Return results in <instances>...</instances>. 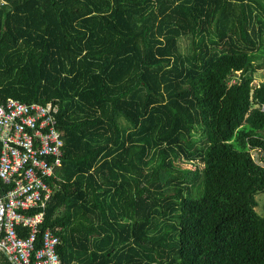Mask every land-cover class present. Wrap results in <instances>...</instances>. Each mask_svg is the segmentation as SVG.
Here are the masks:
<instances>
[{"label": "trees", "instance_id": "1", "mask_svg": "<svg viewBox=\"0 0 264 264\" xmlns=\"http://www.w3.org/2000/svg\"><path fill=\"white\" fill-rule=\"evenodd\" d=\"M9 98L58 107L65 264H264V0H0Z\"/></svg>", "mask_w": 264, "mask_h": 264}, {"label": "built area", "instance_id": "2", "mask_svg": "<svg viewBox=\"0 0 264 264\" xmlns=\"http://www.w3.org/2000/svg\"><path fill=\"white\" fill-rule=\"evenodd\" d=\"M57 111L53 103H0V253L9 264H65L58 236L39 229L63 158Z\"/></svg>", "mask_w": 264, "mask_h": 264}, {"label": "rangeland", "instance_id": "3", "mask_svg": "<svg viewBox=\"0 0 264 264\" xmlns=\"http://www.w3.org/2000/svg\"><path fill=\"white\" fill-rule=\"evenodd\" d=\"M181 45H182V49L184 48V45L185 43L184 42H181ZM258 74H263V71L260 70L258 71ZM253 153V152H252ZM253 155H255V153H253ZM175 164H177L176 162H174ZM182 167H185V168H192L193 165L189 164V163H186V162H183L180 164ZM179 166V165H177ZM255 201H256V207H255V211L258 215L260 216H264V193H258L256 196H255Z\"/></svg>", "mask_w": 264, "mask_h": 264}]
</instances>
